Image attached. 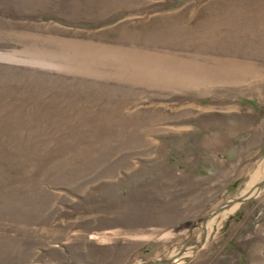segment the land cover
<instances>
[{"label": "rangeland", "instance_id": "374dc122", "mask_svg": "<svg viewBox=\"0 0 264 264\" xmlns=\"http://www.w3.org/2000/svg\"><path fill=\"white\" fill-rule=\"evenodd\" d=\"M263 167L264 0H0V264H264Z\"/></svg>", "mask_w": 264, "mask_h": 264}, {"label": "bare ground", "instance_id": "6f19581e", "mask_svg": "<svg viewBox=\"0 0 264 264\" xmlns=\"http://www.w3.org/2000/svg\"><path fill=\"white\" fill-rule=\"evenodd\" d=\"M264 176V167H263V170L261 171L260 175H259V178L261 179V177ZM258 178V177H257ZM254 189V188H253ZM243 194H246L247 196H251L253 194V191L251 190V185L242 193ZM241 195V196H242ZM239 204V203H238ZM238 204H235L233 203L232 205H230L229 207H227L228 210H225L224 208L222 209L223 211L221 213L216 214L217 217H220V218H223V216H226L224 215L225 213H228L230 211H232ZM218 213V212H217ZM215 219L216 217L213 216L211 217L206 223H205V226L203 227L204 228V231L203 232H206L207 230H210L209 228L211 227V225L215 222ZM217 224V223H216ZM208 236V235H206ZM207 240V239H206ZM200 242V241H199ZM203 242V241H202ZM201 243V242H200ZM203 243H206L205 241ZM187 249V248H186ZM183 250V255H187L188 254V251L185 253V250ZM181 255V254H180ZM178 255V257H182ZM176 256V255H175ZM175 256H172L170 259L172 260L173 258H176ZM174 261H177V259H174ZM179 262V261H178Z\"/></svg>", "mask_w": 264, "mask_h": 264}, {"label": "water", "instance_id": "95a60500", "mask_svg": "<svg viewBox=\"0 0 264 264\" xmlns=\"http://www.w3.org/2000/svg\"><path fill=\"white\" fill-rule=\"evenodd\" d=\"M262 183H264V180L259 181L256 185H254V187L256 188V187L260 186ZM252 195H253V194H252ZM249 197H250V196H247L246 194H243L242 196L238 197V198L235 199L234 201H232V202H228V203H227L226 205H224L222 208H227V207H229L230 205H232L233 203H235V204L241 203V202L247 200ZM222 208H221V209H222ZM219 210H220V209H219ZM193 245L197 246L198 244L193 243ZM170 260H171V259H169V260H167V261H163V262H161V264H167V263L170 262Z\"/></svg>", "mask_w": 264, "mask_h": 264}]
</instances>
